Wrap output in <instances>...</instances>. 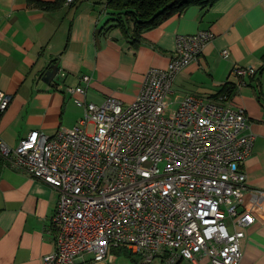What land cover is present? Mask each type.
Segmentation results:
<instances>
[{"label":"built area","instance_id":"obj_1","mask_svg":"<svg viewBox=\"0 0 264 264\" xmlns=\"http://www.w3.org/2000/svg\"><path fill=\"white\" fill-rule=\"evenodd\" d=\"M214 37L210 30L179 35L168 67L149 69L130 105L115 97L101 105L78 99L92 82L84 76L85 86L66 87L85 109L79 125L53 136L34 131L14 149L1 143L15 168L59 192L49 232L56 249L43 264H75L86 254L113 264L119 249L142 264H197L204 257L242 263V241L257 221L245 206L243 166L255 143L246 132L249 117L227 94H188L176 107L168 101L179 74ZM256 73L236 66L232 83L245 85ZM11 100L0 90V111Z\"/></svg>","mask_w":264,"mask_h":264},{"label":"crops","instance_id":"obj_2","mask_svg":"<svg viewBox=\"0 0 264 264\" xmlns=\"http://www.w3.org/2000/svg\"><path fill=\"white\" fill-rule=\"evenodd\" d=\"M107 1L67 0L55 10H45L29 0H0V90L12 96L9 107L0 111V145L14 149L34 131L53 136L79 125L85 109L66 87L85 86L84 76L92 82L78 99L101 105L115 97L130 105L147 71L168 67L179 35L210 30L214 39L201 58L179 74L168 101L176 107L188 94L213 97L227 82H236V66L256 68L229 102L245 109L246 132L255 136L243 168L249 186L245 206L257 221L242 241L241 264H264V0L192 5L146 30L138 47L119 28H108ZM53 65L60 71L49 84L44 77ZM11 161L0 146V264H43L44 256L56 249L49 232L59 192ZM112 255L113 264H142L126 250H113ZM75 264L96 263L86 254ZM197 264L212 263L204 257Z\"/></svg>","mask_w":264,"mask_h":264},{"label":"trees","instance_id":"obj_3","mask_svg":"<svg viewBox=\"0 0 264 264\" xmlns=\"http://www.w3.org/2000/svg\"><path fill=\"white\" fill-rule=\"evenodd\" d=\"M31 4L45 10H55L67 0L38 1L29 0ZM218 0H108V28H119L134 47H138L142 34L159 26L172 16L183 13L192 5L209 7ZM236 84L227 82L213 97L227 94L231 97L236 91ZM121 250V249H120ZM122 251V250H121Z\"/></svg>","mask_w":264,"mask_h":264},{"label":"water","instance_id":"obj_4","mask_svg":"<svg viewBox=\"0 0 264 264\" xmlns=\"http://www.w3.org/2000/svg\"><path fill=\"white\" fill-rule=\"evenodd\" d=\"M59 71H60L59 66L58 65H53L50 68V70L47 71V73H46V75L44 77V81L46 83L50 84Z\"/></svg>","mask_w":264,"mask_h":264},{"label":"rangeland","instance_id":"obj_5","mask_svg":"<svg viewBox=\"0 0 264 264\" xmlns=\"http://www.w3.org/2000/svg\"><path fill=\"white\" fill-rule=\"evenodd\" d=\"M169 114H171V113H169ZM93 129H94L93 125H90V131L91 132H93Z\"/></svg>","mask_w":264,"mask_h":264}]
</instances>
